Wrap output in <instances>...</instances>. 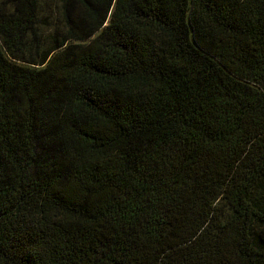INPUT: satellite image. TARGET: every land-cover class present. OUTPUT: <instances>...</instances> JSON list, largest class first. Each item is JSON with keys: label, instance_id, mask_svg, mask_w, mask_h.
Wrapping results in <instances>:
<instances>
[{"label": "trees", "instance_id": "trees-1", "mask_svg": "<svg viewBox=\"0 0 264 264\" xmlns=\"http://www.w3.org/2000/svg\"><path fill=\"white\" fill-rule=\"evenodd\" d=\"M0 264H264V0H0Z\"/></svg>", "mask_w": 264, "mask_h": 264}]
</instances>
